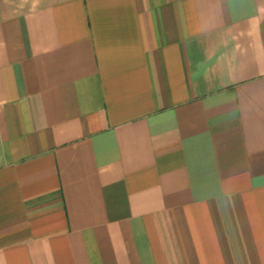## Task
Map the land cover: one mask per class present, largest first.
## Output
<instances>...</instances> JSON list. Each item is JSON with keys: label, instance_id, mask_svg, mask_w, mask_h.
<instances>
[{"label": "crops", "instance_id": "1", "mask_svg": "<svg viewBox=\"0 0 264 264\" xmlns=\"http://www.w3.org/2000/svg\"><path fill=\"white\" fill-rule=\"evenodd\" d=\"M0 264H264V0H0Z\"/></svg>", "mask_w": 264, "mask_h": 264}]
</instances>
